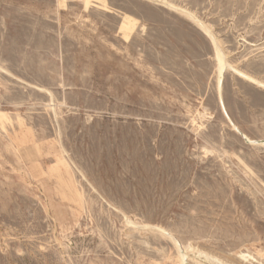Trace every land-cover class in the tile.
<instances>
[{"label": "rangeland", "instance_id": "374dc122", "mask_svg": "<svg viewBox=\"0 0 264 264\" xmlns=\"http://www.w3.org/2000/svg\"><path fill=\"white\" fill-rule=\"evenodd\" d=\"M245 74L264 0H0V264H264Z\"/></svg>", "mask_w": 264, "mask_h": 264}, {"label": "bare ground", "instance_id": "6f19581e", "mask_svg": "<svg viewBox=\"0 0 264 264\" xmlns=\"http://www.w3.org/2000/svg\"><path fill=\"white\" fill-rule=\"evenodd\" d=\"M172 7V6H171ZM175 6H173V8H174ZM177 9V8H176ZM181 9V8H180ZM185 10V9H184ZM184 12V11H183ZM185 13H187L188 14V12H185ZM189 16V15H188ZM193 17H195V16H193ZM197 21V20H196ZM199 21V20H198ZM198 24V23H197ZM203 28V27H202ZM203 30H204V28H203ZM208 32H209V30H207ZM212 35V34H211ZM211 37V36H210ZM215 36L213 35V40L215 39L214 38ZM215 45H216V48H217V55H218V59H219V65H220V69H219V71H220V78H219V82H220V86H221V78H222V76H223V69L225 68V66L226 65H229V62L226 60V56L224 55L225 53H223V51H222V48L219 46V43H218V40H215ZM236 70V69H235ZM238 72V71H237ZM240 73V72H239ZM243 74V73H242ZM245 76H247L250 80H252L254 83H256V84H259V85H261V86H263L264 87V82H262V81H260V80H258V79H256V78H254V77H251V76H249V75H246L245 74ZM246 77V78H247ZM248 79V80H249ZM222 97V96H221ZM234 126L236 127V129L239 131V133L245 138V140H247V142H250V143H252V144H257V145H260V146H264V139H260V140H255V139H252L251 137H249L248 135H246L245 133H243L239 128H238V126H236L235 124H234ZM174 240V239H173ZM180 248V247H179ZM180 261H181V264H186V259H185V256H186V253L185 252H183L182 250H180ZM242 256H246L245 254H242Z\"/></svg>", "mask_w": 264, "mask_h": 264}]
</instances>
